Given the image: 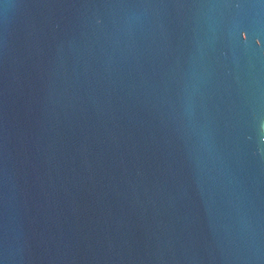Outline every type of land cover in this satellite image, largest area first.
Listing matches in <instances>:
<instances>
[{"label": "water", "instance_id": "water-1", "mask_svg": "<svg viewBox=\"0 0 264 264\" xmlns=\"http://www.w3.org/2000/svg\"><path fill=\"white\" fill-rule=\"evenodd\" d=\"M0 264H264V0H0Z\"/></svg>", "mask_w": 264, "mask_h": 264}]
</instances>
